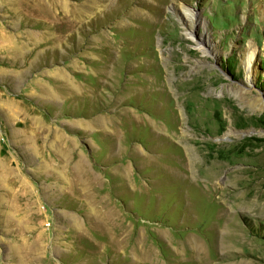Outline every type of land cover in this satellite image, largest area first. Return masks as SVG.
I'll return each instance as SVG.
<instances>
[{"label":"rangeland","instance_id":"rangeland-1","mask_svg":"<svg viewBox=\"0 0 264 264\" xmlns=\"http://www.w3.org/2000/svg\"><path fill=\"white\" fill-rule=\"evenodd\" d=\"M182 5L199 18L192 36ZM0 61L24 73L19 84L29 76L32 109L62 104L56 126L36 113L22 127L33 157L1 134L0 264H80L58 251L89 250L94 234L125 238L134 254L107 255L114 264H264V0H0ZM53 133L68 180L47 219L41 137ZM203 157L222 163L221 189L204 187ZM238 168L255 183L250 210L230 199Z\"/></svg>","mask_w":264,"mask_h":264},{"label":"crops","instance_id":"crops-1","mask_svg":"<svg viewBox=\"0 0 264 264\" xmlns=\"http://www.w3.org/2000/svg\"><path fill=\"white\" fill-rule=\"evenodd\" d=\"M11 66H12L11 64H8L5 61L4 62L0 61V136H1L0 141L1 139H4L5 137V140L7 142L18 144L21 147V150L23 152H26L25 153L26 157H33L32 155H30L32 151L29 145V141H31L32 139L30 138V136L23 135L24 132H23L22 127L26 124V122H30L31 120L32 121L29 127L33 126L34 117H35L34 115H36V113H38L39 118L41 116L42 124L46 125V123L49 122L50 123L49 127L52 128L56 126L61 116L62 104L57 105L58 106L57 107L58 109L56 111L57 113L53 111L52 109L48 110L46 108H39L38 110L32 109L30 107V104L26 100L27 98L26 94L28 93L27 91H29L27 87V84L29 83V76L25 75L26 80H28L26 81V83L24 82V83L19 84L21 81H16V79L17 80L22 79L24 76V73L18 72V71L15 72L13 70V67ZM16 75L18 77H16ZM15 86L20 87V92L16 94L13 90ZM51 111H52V114H51ZM31 115H32V119L30 120ZM36 121L39 122V119ZM1 134H3L4 137ZM41 138H42V146L46 150L44 159L46 160L50 158V160L51 159L54 160L53 162H50L49 160L47 161V163L46 161H44L45 162L43 165L44 168H42V171L45 172L47 169L46 167L49 165L51 168L48 169L47 172L48 174L52 175L50 178L52 182L46 183L44 188H41L45 191V195L43 199L45 203L43 206V210L47 214V219H48L53 216L58 217L54 212V208L59 206L60 204L59 202L62 201V195H61L62 191L61 190L67 189V186L64 184V182H67L68 179L66 177L63 178L60 161H59L58 166H56L54 164V162L56 161L55 157L51 154V150H54L55 148L59 149L58 139L56 135L54 133L51 134L50 137L42 135ZM80 153L82 157H86L85 152L80 150ZM61 156L63 157L62 153H61ZM61 156L57 155L59 160H61ZM91 168H93V166H91ZM80 175L82 176L83 179L81 180V184L78 185L77 190L82 191V192L83 191L87 192L95 187L93 184H87V178L89 176L95 180L93 173H87L86 170H83L80 173ZM120 186L121 184L119 185V187ZM41 189L40 191H42ZM69 190L74 191L73 186H71V189ZM49 191H52V192L49 193ZM56 192H58V194ZM86 201L87 200H83V202H85L88 208H91V207L100 208L101 207L100 205H97L96 207L95 204L91 205L89 202L87 203ZM107 212L109 213V215H111L112 211H110L109 209ZM74 217L75 216L71 214V215L63 216L62 219L70 222L73 220ZM97 235L98 234H94L93 237H91L90 240L87 242V245H89V250H87L88 246H85L83 248L70 249V250L68 249L69 248L68 246H62L60 249L67 248V251L68 250L69 251L66 252V250H62V251L59 250L58 251L59 255L69 256L70 259H74L75 257H81L80 264H92L94 260H92V258H86L84 256L94 255V256H97V259H99L98 264H102V261L104 262L103 264H114L110 257L108 261H106L107 255L108 256L114 255V254L117 255L119 253L121 255H127V253L128 255L134 254L133 251L127 249L125 238H122V237L121 238L118 237L115 239L112 238L114 244L109 243V242L100 243L96 239ZM98 247L103 248V249L97 250L96 248ZM62 259H63L64 264H68L65 261V257H62ZM115 264H121V263H115Z\"/></svg>","mask_w":264,"mask_h":264},{"label":"bare ground","instance_id":"bare-ground-1","mask_svg":"<svg viewBox=\"0 0 264 264\" xmlns=\"http://www.w3.org/2000/svg\"><path fill=\"white\" fill-rule=\"evenodd\" d=\"M180 13H181V17L182 19L184 20L183 21V25H184V30H185V34L186 35H190L192 36V32H193V28L198 24L199 22V18L197 17V13L194 11L193 8H190L188 6H185V5H182L181 8H180ZM197 45H200V44H197ZM206 46V48L210 49L211 51H213V47L208 43L204 44ZM203 49L205 50V47H203ZM254 50L252 48H247L246 51H245V54H244V64H245V69L246 71L249 73L251 71V63L254 59ZM246 72V73H247ZM231 129H229L227 131V134L231 133ZM186 135V134H185ZM158 136V135H157ZM195 142V141H194ZM193 145V144H192ZM224 149V148H223ZM220 151V150H218ZM226 152V151H225ZM185 153L187 154V156L189 157H197L199 154L203 153L201 151L198 150V147L196 146H191V147H188L187 145H185ZM208 153V151H207ZM219 153V152H218ZM222 154V151L220 152ZM209 154V153H208ZM225 154V153H224ZM223 154V155H224ZM197 155V156H195ZM201 156V155H200ZM207 156V155H206ZM216 158L218 157V154L215 155ZM220 156V155H219ZM222 156V155H221ZM209 158V157H208ZM204 160V157L201 158ZM215 159V158H214ZM224 159V158H223ZM213 160V161H202L204 162V165L202 166H198L197 164L195 165V168H199L201 169V171L199 172L198 170V173H201L202 177H204L206 180H207V183H205L206 186H204L206 188V190L208 191L209 189L213 190V189H218V188H222L221 186L217 185L216 183L213 182V179L215 176L218 175V173H220L219 171L222 170L221 167L222 166V163H218L219 161L217 160V162ZM191 166V165H190ZM250 169V168H249ZM191 170V169H190ZM248 168H238V169H234L233 171L229 172V181L231 184L235 185L236 186V189L239 190L238 193H236V195H230L231 196V200L232 201H238V203L241 205H243V207L247 208L248 210L252 209V207L254 208V206L258 204V202H260L259 200L256 202V201H252V199L248 198V194H249V188L252 187L255 188V183L254 185H252L251 187H249L251 184H252V180L253 178L248 176L246 174ZM218 177V176H217ZM215 186H213V185ZM220 184V183H219ZM224 187V186H223ZM251 190V189H250ZM215 191V190H214ZM209 192V191H208ZM221 192V191H220ZM217 193V192H216ZM258 193V192H257ZM214 194V193H213ZM219 194V193H218ZM222 194V193H220ZM219 194V195H220ZM256 194V192H255ZM258 195V194H257ZM262 195V194H261ZM215 196V195H214ZM250 196V194H249ZM259 196V195H258ZM254 197V196H253ZM229 198V197H228ZM219 199V198H218ZM255 199V198H254ZM260 199H263V198H260ZM224 202V201H223ZM233 203V202H232ZM231 203V204H232ZM224 204V203H223ZM236 204V203H234ZM260 204V203H259ZM264 205V204H263ZM232 206V205H231ZM230 206V207H231ZM235 207V206H234ZM233 207V208H234ZM229 208V207H228ZM264 208V207H263ZM262 208V209H263ZM231 210V209H230ZM254 210V209H253ZM256 212V211H255ZM262 213V211H260ZM257 213V214H260ZM264 212V210H263ZM232 213V211H231ZM256 214V215H257ZM263 214V213H262ZM220 217H230V215L226 212H221L219 213ZM227 218V219H228ZM226 219V218H225Z\"/></svg>","mask_w":264,"mask_h":264}]
</instances>
